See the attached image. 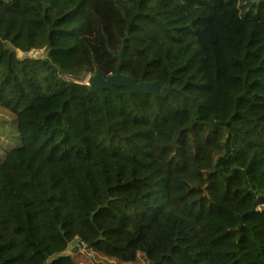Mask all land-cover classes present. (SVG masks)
Wrapping results in <instances>:
<instances>
[{
  "label": "trees",
  "instance_id": "obj_1",
  "mask_svg": "<svg viewBox=\"0 0 264 264\" xmlns=\"http://www.w3.org/2000/svg\"><path fill=\"white\" fill-rule=\"evenodd\" d=\"M0 107V264H264V0H0Z\"/></svg>",
  "mask_w": 264,
  "mask_h": 264
},
{
  "label": "water",
  "instance_id": "obj_2",
  "mask_svg": "<svg viewBox=\"0 0 264 264\" xmlns=\"http://www.w3.org/2000/svg\"><path fill=\"white\" fill-rule=\"evenodd\" d=\"M125 45L123 46L124 50ZM123 50L118 55L119 62L116 67V72L105 77L102 73H97L95 75H91L88 79V85L91 89L96 92L101 98L102 107L108 112L106 100L107 96L105 90H114L115 86L119 87H127L129 90L130 96H133L135 93L145 92L153 94L157 97H165L172 91L178 90L172 85H168L162 87L161 84L157 81L154 82H146V81H137L133 76L124 74L121 71V67L123 64ZM182 92V90H178ZM263 202V196H259L256 205ZM77 247H84V243L79 241L78 244L72 248V252L77 250Z\"/></svg>",
  "mask_w": 264,
  "mask_h": 264
},
{
  "label": "rangeland",
  "instance_id": "obj_3",
  "mask_svg": "<svg viewBox=\"0 0 264 264\" xmlns=\"http://www.w3.org/2000/svg\"><path fill=\"white\" fill-rule=\"evenodd\" d=\"M44 53V49L41 51H37V52H31L30 55L32 56H41ZM20 56H23L24 54L21 52H19ZM89 75H86L83 77V81L84 83H88V79H89ZM15 134H16V126H15V116L9 112L8 110H5L4 108L0 107V149L4 148V143H8V147L9 146H13L15 144ZM9 138H11V141H7ZM3 156V152L0 151V159ZM207 200H209L211 202V197L208 194L207 195ZM257 202V201H256ZM255 202V209H258L257 207H259L260 211H263V207H262V202L259 203L258 205H256ZM77 244H73L69 250L63 254V256H68L69 254L74 255L75 260L78 264H103L100 263L99 261H97L96 258H94L92 256V254L90 255V253L88 251H86V249H84V247H77V250L75 252L72 253V248H74ZM144 262V261H143ZM142 264H146L145 262Z\"/></svg>",
  "mask_w": 264,
  "mask_h": 264
}]
</instances>
